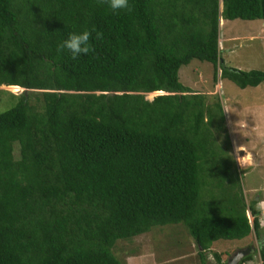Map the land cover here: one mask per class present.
<instances>
[{
    "label": "trees",
    "instance_id": "trees-1",
    "mask_svg": "<svg viewBox=\"0 0 264 264\" xmlns=\"http://www.w3.org/2000/svg\"><path fill=\"white\" fill-rule=\"evenodd\" d=\"M129 4L0 0V86L26 90L0 111V264H123L118 240L166 225L186 228L200 264L219 240H264L221 103L178 76L198 59L215 81L220 70L240 88L262 83L264 71L223 62L218 30L221 18L264 20V0ZM84 30L93 52L58 54Z\"/></svg>",
    "mask_w": 264,
    "mask_h": 264
},
{
    "label": "rangeland",
    "instance_id": "rangeland-1",
    "mask_svg": "<svg viewBox=\"0 0 264 264\" xmlns=\"http://www.w3.org/2000/svg\"><path fill=\"white\" fill-rule=\"evenodd\" d=\"M218 47L227 66L264 71V20L222 19ZM219 74L220 70L215 81L212 64L198 59H192L178 71L179 81L193 92L204 94L207 104L221 103L232 143L230 154H234V147L241 144L253 154L254 164L241 167L236 162V165L244 200L247 204L254 202L260 220V234L264 237V81L258 86L240 88ZM22 90L0 86V111L11 107L16 101L11 95H18ZM156 94L147 93L146 97L151 99ZM14 155L18 157L16 149ZM247 215L252 220L249 212ZM257 240L254 233L241 240H219L206 251V261L217 264L214 251H228L229 254L222 257L228 260L238 250L248 247L252 248L251 260L241 264H261ZM113 251L123 264H200L196 243L181 224L157 226L132 239H120Z\"/></svg>",
    "mask_w": 264,
    "mask_h": 264
},
{
    "label": "clouds",
    "instance_id": "clouds-1",
    "mask_svg": "<svg viewBox=\"0 0 264 264\" xmlns=\"http://www.w3.org/2000/svg\"><path fill=\"white\" fill-rule=\"evenodd\" d=\"M108 3V6L112 10L126 9L127 11H132V6L129 4V0H99V3ZM103 34L101 32H96V39H102ZM92 32L89 30H84L82 32H73L69 34L68 38L63 40L57 45V52L62 53L68 50L72 54V58L76 59L80 55H87L94 51L91 46ZM225 112H229L225 109ZM240 153H244L240 155ZM232 158L241 166H250L255 163L253 154L247 149L245 144L237 145L234 147V154H231ZM256 246L259 248H264V240L258 239L256 241Z\"/></svg>",
    "mask_w": 264,
    "mask_h": 264
},
{
    "label": "water",
    "instance_id": "water-1",
    "mask_svg": "<svg viewBox=\"0 0 264 264\" xmlns=\"http://www.w3.org/2000/svg\"><path fill=\"white\" fill-rule=\"evenodd\" d=\"M220 21V20H219ZM26 91V90H23ZM165 92H160V94H164ZM252 248H245V249H240L234 255L228 259L229 264H237L243 257L248 255L251 252Z\"/></svg>",
    "mask_w": 264,
    "mask_h": 264
},
{
    "label": "crops",
    "instance_id": "crops-1",
    "mask_svg": "<svg viewBox=\"0 0 264 264\" xmlns=\"http://www.w3.org/2000/svg\"><path fill=\"white\" fill-rule=\"evenodd\" d=\"M239 69V68H238ZM260 85V84H259Z\"/></svg>",
    "mask_w": 264,
    "mask_h": 264
},
{
    "label": "bare ground",
    "instance_id": "bare-ground-1",
    "mask_svg": "<svg viewBox=\"0 0 264 264\" xmlns=\"http://www.w3.org/2000/svg\"><path fill=\"white\" fill-rule=\"evenodd\" d=\"M222 20V19H221Z\"/></svg>",
    "mask_w": 264,
    "mask_h": 264
}]
</instances>
